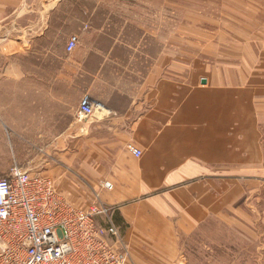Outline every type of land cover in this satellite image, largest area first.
Returning a JSON list of instances; mask_svg holds the SVG:
<instances>
[{
	"label": "crops",
	"instance_id": "obj_1",
	"mask_svg": "<svg viewBox=\"0 0 264 264\" xmlns=\"http://www.w3.org/2000/svg\"><path fill=\"white\" fill-rule=\"evenodd\" d=\"M3 1L2 8L13 7ZM28 5L23 12L38 16L31 24L41 27L46 8ZM89 33L112 40L106 25ZM110 47L76 49L60 59L64 68L0 72V124L12 144H37L26 171L54 179L80 209L98 196L115 209L112 224L131 250V264H181L183 239L222 206L231 208L230 195L220 200L212 188L219 174L233 175L232 130L238 132L226 77L222 68L223 76L211 75L201 87L195 77L185 82L166 72L159 51L130 42ZM87 96L97 109L80 120ZM129 145L142 157L132 156ZM106 182L112 191L104 190Z\"/></svg>",
	"mask_w": 264,
	"mask_h": 264
},
{
	"label": "rangeland",
	"instance_id": "obj_2",
	"mask_svg": "<svg viewBox=\"0 0 264 264\" xmlns=\"http://www.w3.org/2000/svg\"><path fill=\"white\" fill-rule=\"evenodd\" d=\"M11 1V9L0 6V72L64 68L60 59L77 36L74 50L130 42L151 54L159 51L166 72L185 82L195 77L201 87L211 75H225L238 133L232 130L233 175L219 174L212 188L220 200L230 195L225 205L231 208L222 206L220 215L183 239L181 264H264V0ZM26 4L46 8L41 27L31 24L38 16L23 12ZM104 25L112 40L92 38L91 28ZM5 132L0 124V178L16 164L31 168L28 153L37 145L12 144Z\"/></svg>",
	"mask_w": 264,
	"mask_h": 264
},
{
	"label": "built area",
	"instance_id": "obj_3",
	"mask_svg": "<svg viewBox=\"0 0 264 264\" xmlns=\"http://www.w3.org/2000/svg\"><path fill=\"white\" fill-rule=\"evenodd\" d=\"M78 43L77 36L71 37L66 51L71 54ZM79 108L80 120L97 109L89 96ZM127 150L136 158L143 155L134 145ZM103 188L114 187L106 182ZM114 210L99 196L80 209L60 194L51 177L16 164L0 178V264H128L131 253L112 224Z\"/></svg>",
	"mask_w": 264,
	"mask_h": 264
},
{
	"label": "bare ground",
	"instance_id": "obj_4",
	"mask_svg": "<svg viewBox=\"0 0 264 264\" xmlns=\"http://www.w3.org/2000/svg\"><path fill=\"white\" fill-rule=\"evenodd\" d=\"M215 50H213V52H214ZM212 53V52H211ZM217 53V52H216ZM254 56V55H253ZM218 60V59H217ZM223 61V60H222ZM227 62V61H226ZM260 63V62H259ZM258 66V65H257ZM264 66V65H263ZM224 67V66H223ZM227 70V69H226ZM234 72V71H233ZM244 72V71H243ZM245 75V74H244ZM229 77V76H228ZM237 78V77H236ZM247 78V77H246ZM258 78V77H257ZM230 80H232L231 78H230ZM240 82V81H239ZM229 83V82H228ZM231 85V84H230ZM234 86V85H233ZM242 86V85H241ZM238 161V160H237Z\"/></svg>",
	"mask_w": 264,
	"mask_h": 264
}]
</instances>
